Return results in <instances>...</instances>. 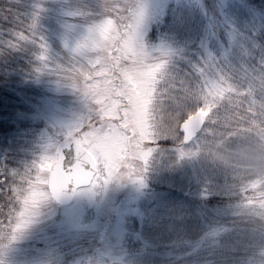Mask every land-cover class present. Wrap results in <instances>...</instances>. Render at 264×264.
<instances>
[{
	"label": "rangeland",
	"instance_id": "obj_1",
	"mask_svg": "<svg viewBox=\"0 0 264 264\" xmlns=\"http://www.w3.org/2000/svg\"><path fill=\"white\" fill-rule=\"evenodd\" d=\"M131 2L140 12L141 42L153 55L167 53V68L176 77L193 83L205 76L223 78L239 87L245 69L258 71L254 66H239L257 19L264 17V11L249 0ZM99 3L25 0L29 19L39 14L36 30L47 43L49 65L63 63L87 33L89 21L72 13L95 16ZM9 48L16 64L9 54L4 65L18 73L14 82L22 102L0 112V121L8 125L7 130L0 124V168L24 170L61 140L86 102L55 72L37 71L44 62L38 58L36 44ZM260 67L264 70V65ZM12 115L19 126L22 121L27 125L18 129L9 124ZM150 140L145 143L152 146ZM159 143L146 163L133 164V175L81 187L67 205L56 204L47 188L22 229L13 233L0 223V264H211L219 260L208 248V241L214 242L221 231L219 221L208 220V210L198 201L219 195L225 176L222 163L197 138L183 150L171 139ZM193 207L196 213L191 212ZM11 214L7 193H2L0 221ZM192 250L199 252L197 259Z\"/></svg>",
	"mask_w": 264,
	"mask_h": 264
},
{
	"label": "snow or ice",
	"instance_id": "obj_2",
	"mask_svg": "<svg viewBox=\"0 0 264 264\" xmlns=\"http://www.w3.org/2000/svg\"><path fill=\"white\" fill-rule=\"evenodd\" d=\"M24 4L8 0L0 7V34L13 48L36 44L44 62L37 71L55 72L86 103L61 140L32 166L0 168V194L6 192L12 205L0 223L15 233L49 186L58 192L66 185L133 175V164L146 163L160 141H177L183 150L194 137L237 169L244 205L264 215V99L223 78L193 83L176 77L167 68V53L153 55L141 42L140 12L131 0H100L95 16L72 13L86 17L87 33L63 63L49 65L47 43L36 30L39 14L29 19ZM149 138L152 146L145 143Z\"/></svg>",
	"mask_w": 264,
	"mask_h": 264
},
{
	"label": "trees",
	"instance_id": "obj_3",
	"mask_svg": "<svg viewBox=\"0 0 264 264\" xmlns=\"http://www.w3.org/2000/svg\"><path fill=\"white\" fill-rule=\"evenodd\" d=\"M249 3L260 9V11H264V0H249ZM7 5L8 0H0V7H6ZM261 13L264 16V12ZM257 21L258 24L254 27L256 29L249 37L251 44L248 43L245 46V50L248 52L240 55V62L242 63L239 66L245 68H247V65L248 67L254 66L258 71L252 72L245 69L243 75H241L243 80L239 88L251 89L254 98L264 99V70L260 67V65H264V17L258 18ZM4 27H7V25ZM8 38V36L0 34V112L7 107L11 110L21 105L22 102V95L14 82L18 78V73L13 70H6L4 65L9 54L14 57V63L16 64L15 55L7 43ZM233 72L236 75L237 70ZM12 87H15V90ZM11 117H13V120ZM11 117V123L9 124L18 129L27 125V122L22 121L19 126L16 123L17 118L15 119L14 115ZM0 124L7 129V123L1 120ZM217 161L222 163L221 169H223L222 172L225 175L218 186L220 187L219 195L213 196L215 200L209 196L205 202L198 201L208 210V215L211 218L208 220L215 224L219 221L218 225H220L217 229L221 231L215 234L216 237L213 236L214 242L208 241V248L211 250L212 257L213 255H216V258L219 257V260L216 259L211 264H264V215L253 214L244 205V198L239 192V175L234 174V170L237 169L219 159ZM199 204L196 205L199 206ZM191 212L196 213L194 207ZM216 230L214 229V231ZM182 250L185 252L184 249ZM192 253L195 259H197V256L199 257V252L192 250ZM177 263L178 261H175L170 264Z\"/></svg>",
	"mask_w": 264,
	"mask_h": 264
},
{
	"label": "water",
	"instance_id": "obj_4",
	"mask_svg": "<svg viewBox=\"0 0 264 264\" xmlns=\"http://www.w3.org/2000/svg\"><path fill=\"white\" fill-rule=\"evenodd\" d=\"M195 138V137H194ZM90 184H71L66 185L62 190L54 192L51 186L48 187L52 199L60 205L69 204L75 197L78 188L88 186Z\"/></svg>",
	"mask_w": 264,
	"mask_h": 264
}]
</instances>
